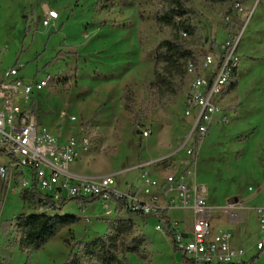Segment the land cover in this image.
Returning <instances> with one entry per match:
<instances>
[{
    "label": "rangeland",
    "instance_id": "374dc122",
    "mask_svg": "<svg viewBox=\"0 0 264 264\" xmlns=\"http://www.w3.org/2000/svg\"><path fill=\"white\" fill-rule=\"evenodd\" d=\"M164 1L0 0V71L24 64L28 83L51 73L47 87L31 96L39 126L60 140L75 139L80 145L76 165L82 167L84 161L94 172L122 170L116 175L121 189L126 183L141 185L142 162L172 156L173 168L189 164L198 182L207 186L209 206L234 205L245 216L243 237L251 238V245L236 240L233 245L243 247L250 260L259 252L252 210L264 205V0H242L244 11L231 0H191L201 42L196 48L199 61L207 53L217 60L227 41L241 38V62L237 88L229 90L232 76L218 101L227 123L213 125L190 157L185 143L193 121L186 110L193 75L180 82L176 79L181 90L140 123H133L124 108L127 88H134L140 102L147 96L145 84L154 81L155 46L171 34L153 14ZM48 8L58 10L60 16L51 26H44L42 18ZM61 50L72 54L53 60ZM145 129H151L149 137L143 136ZM85 138L87 149L82 146ZM8 160L0 152V166ZM146 169L151 171L149 166ZM22 175L11 171L2 176L0 172V264H63L75 241L103 236L108 219L126 217L116 212L114 202L108 214L109 208L101 201L82 210L71 200L60 213L77 215L80 222L64 228L40 248L22 251L16 232L2 230L3 222L33 211L23 197ZM27 178L31 181V176ZM212 214L223 216L217 209ZM171 217L180 221L181 228H188L193 220L188 209L173 210ZM135 221L154 244L151 264H187L173 240L156 230L157 218ZM131 261L147 264L134 256ZM257 264H264V252Z\"/></svg>",
    "mask_w": 264,
    "mask_h": 264
},
{
    "label": "built area",
    "instance_id": "2783aa9c",
    "mask_svg": "<svg viewBox=\"0 0 264 264\" xmlns=\"http://www.w3.org/2000/svg\"><path fill=\"white\" fill-rule=\"evenodd\" d=\"M235 6L244 11L241 2H236ZM59 16L58 10L48 8L42 24L51 26ZM240 39L223 45L222 58L219 56L216 60L207 53L197 64L188 62V75L194 76L186 110L193 121L185 143L189 146L188 157L195 153L197 144L205 139L213 125L228 121L218 101L228 88L234 71L239 68ZM23 70L24 64H14L0 71V152L9 158L7 164L0 166L2 176L11 171L21 172L25 188L36 181L40 190L50 195L58 206L71 199L97 196L109 208L107 213L111 214L113 198H124L131 210L158 218L156 230L173 240L175 248L184 253L189 264L243 263L246 252L231 245L233 232L222 228L215 230L207 186L198 182L189 164L183 169L173 168L169 162L172 156L141 164V185L126 183L124 189L118 186L116 173L99 177L74 175L70 166L80 156V145L73 138L60 140L48 129L40 127L31 104L32 94L47 87L53 75L47 73L44 78L28 83ZM151 132V129H145L142 134L149 137ZM88 145L89 140L85 138L82 146L87 149ZM149 165L160 167L163 175L153 176L146 169ZM180 209L192 211L193 220L189 228H181L179 222L164 215ZM216 209L232 221L241 219L237 206L226 204ZM255 210L260 232L256 247L263 250L264 205L257 206Z\"/></svg>",
    "mask_w": 264,
    "mask_h": 264
},
{
    "label": "trees",
    "instance_id": "16d2710c",
    "mask_svg": "<svg viewBox=\"0 0 264 264\" xmlns=\"http://www.w3.org/2000/svg\"><path fill=\"white\" fill-rule=\"evenodd\" d=\"M211 3H225L227 0H206ZM234 4L242 0H231ZM157 23L168 27L169 37L160 41L154 49V63L156 67L154 81L145 84L144 92L147 96L138 102L134 88H127L124 94V108L133 123H140L148 118L151 112L166 99L181 90V80L188 76L189 61L199 63L197 47L201 46L195 25L196 13L191 8V0H165L154 11ZM72 53L59 51L53 60ZM74 55L78 56V53ZM223 53L220 54L222 58ZM237 73H233L234 80L229 90L237 88ZM36 113V108L34 107ZM23 197L33 207L28 214H19L12 220L2 224L4 233L16 232L15 240L22 251L30 252L56 237L64 228L80 222V217L73 214H61L60 211L70 202L65 201L58 206L52 197L40 190L36 181L31 187L23 190ZM80 209L85 210L89 205L100 201L97 196L75 198ZM116 212H124L126 217L108 219L107 230L103 236L90 241L77 240L63 264H132L131 257L147 264L152 263L154 244L139 227L135 218L147 219L140 211L129 208L124 198H113ZM167 217V214H164ZM264 251L261 250V252ZM260 253L242 264H257ZM185 262L189 260L184 257Z\"/></svg>",
    "mask_w": 264,
    "mask_h": 264
},
{
    "label": "crops",
    "instance_id": "0c3cea01",
    "mask_svg": "<svg viewBox=\"0 0 264 264\" xmlns=\"http://www.w3.org/2000/svg\"><path fill=\"white\" fill-rule=\"evenodd\" d=\"M45 11H46V9H45ZM158 158H160V157H158ZM158 158H156V159H158ZM153 160H155V159H151V160H148V161H145V162H142L141 164H144V163H149V162H151V161H153ZM77 164V161L76 162H74L73 164H71V166H70V171L74 174V175H77V176H84V177H99V176H103V175H106V174H113L114 172L113 171H111V172H102V171H96L95 170V172L93 171V170H90V169H88V165L87 164H85V162L84 161H82V167H81V165H76ZM149 167L151 168V174L153 175V176H156V177H159V176H161V175H163V173H162V171H161V169H160V167H158V166H154V165H149ZM122 171V170H121ZM121 171H117V172H115L116 173V175L117 174H119V173H121ZM119 181H118V185H119ZM137 186H139V185H137ZM140 187V186H139ZM138 187V188H139ZM257 207V206H256ZM256 207H254L253 208V210H252V212H253V221H254V227H255V230L257 231V235H256V241L254 242V244H255V246H256V242H257V240L259 239V237H260V232H259V225H258V219H257V214H256V210H255V208ZM213 208V207H212ZM214 209H216V208H213V210ZM171 212L172 211H169V212H166V214H167V216L172 220V221H177V222H179L180 223V221L178 220V219H173L172 217H171ZM213 212V211H212ZM238 213H239V215H240V217H241V219L240 220H238V221H232L227 215H224L223 214V216H222V218H221V215L220 214H217L216 216H214L213 218V221L216 219V222H213V226H214V228H215V230H218V229H230L232 232H233V237H232V240H231V245L233 246V247H235V248H243V247H241V246H235V245H233V241L234 240H236V241H239V242H243V241H245V243H247V244H249V245H251V238H249V239H245L244 237H243V233L245 232V231H242V225L244 224V222H246V219H245V216L244 215H242L239 211H238ZM153 217H155V216H153ZM216 217V218H215ZM155 218H157V217H155ZM158 219V218H157ZM224 220V222H222ZM190 227V226H189ZM188 227V228H189ZM186 229V228H185ZM238 231V233H236ZM254 231V230H253ZM170 238V237H169ZM244 249V248H243ZM256 249H257V247H256ZM258 250V249H257ZM259 252L258 253H260V255H261V253H263L264 251H262L261 252V250H258ZM246 252V251H245ZM254 256V255H253ZM252 256V257H253ZM251 257V258H252ZM246 261H248V259H246L245 258V256H244V261L243 262H246Z\"/></svg>",
    "mask_w": 264,
    "mask_h": 264
}]
</instances>
